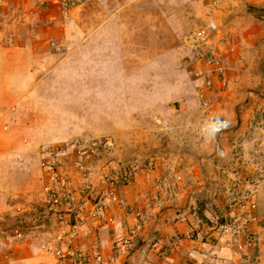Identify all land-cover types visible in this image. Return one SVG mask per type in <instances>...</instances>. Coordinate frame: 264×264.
I'll list each match as a JSON object with an SVG mask.
<instances>
[{"label":"rangeland","instance_id":"obj_1","mask_svg":"<svg viewBox=\"0 0 264 264\" xmlns=\"http://www.w3.org/2000/svg\"><path fill=\"white\" fill-rule=\"evenodd\" d=\"M149 7L140 4L135 10L138 19L131 21L128 15L114 18L116 11L127 12L120 0H8L0 4L2 42L40 47L32 55L18 54L22 64L4 71L8 90L1 118L0 149L5 153L0 156L7 164L0 163V264L18 263L4 254L13 251L16 242H22L24 251L42 252L56 244L60 230L69 233L62 212L52 209L42 195L46 179L41 163L48 155L64 160L60 170L71 180L74 192L86 198L87 207L96 204L114 177V136L87 135L56 144H49V139L54 138L51 134L59 126L70 125V113H92L95 105L103 112H97L96 117L80 116L77 121L91 123L96 119L104 129L114 128L124 119L123 101L128 96L135 98V104L144 100L149 109V114L134 117L132 145L138 139L144 144L171 139L184 145L181 159L186 161L178 159L175 148L163 171L172 186L192 188L183 198L196 213L199 237L213 240V246L214 241L227 244L220 226L233 221L243 227L238 235L241 243L248 235L257 236L254 246L238 254L233 244L224 245L231 247L233 256L240 255L237 264L264 254V0H181L176 5L177 15L174 13L176 37H167L179 50L155 66L143 65L145 59L158 54L146 51L149 41L159 39L150 36V24H154L158 9ZM170 11L175 10L172 7ZM128 26L136 31L133 35L123 31ZM204 28L209 30V39L198 45L194 37ZM79 29L89 34L80 35ZM31 64L37 66L29 69ZM94 77L95 82L88 80ZM37 79L38 85L34 84ZM16 88L28 89L39 117L20 114V105H15ZM43 113L48 114L50 137L34 139L18 130V124H26L31 116L44 123ZM217 116L231 120L232 126L215 133L212 125ZM93 138L106 141L94 152L88 144ZM82 140L87 142L80 153L78 141ZM139 149L118 172L127 166L155 168L154 162H149L151 151L144 149L140 155ZM140 156L144 159L141 166ZM81 157L94 180L102 176V188L95 181L94 189L83 193L76 185L80 180L75 162ZM107 167L108 174H101ZM164 181L156 179V186L161 189ZM156 204L162 206L160 201ZM109 227L108 235L112 231ZM213 232L218 239L213 238ZM72 245L64 243L67 264H71L74 253L82 251Z\"/></svg>","mask_w":264,"mask_h":264},{"label":"crops","instance_id":"obj_2","mask_svg":"<svg viewBox=\"0 0 264 264\" xmlns=\"http://www.w3.org/2000/svg\"><path fill=\"white\" fill-rule=\"evenodd\" d=\"M7 2L8 0H0V4H7ZM120 3L125 4L127 12L116 11L114 12V18L118 16L119 19L124 15H128V19L132 17V19H130L131 21L138 19V14L135 10L140 4L150 6V10L156 7L158 9V12L155 13L157 18H154V24H150L152 28L150 29V36H159V39L156 38V40L149 41L147 44L149 46L146 48V51L156 52L158 54L153 59H145L143 65H158L161 61L163 62L165 60L167 54L179 50L176 43H171L172 40L170 42L167 41V37H176L177 24L174 13L176 16V5L180 4L181 0H120ZM172 7L175 10L174 12L170 11ZM126 29V33L132 32L130 35L136 32L131 26L123 29V31ZM78 31L80 35L86 36L89 34L82 29ZM0 36L2 35L0 34ZM2 40L3 37H0V145L2 144L1 138L3 137L1 134V123L3 120L1 118L3 117V111H5L4 109L7 104L8 90L4 71H7V68L12 65L17 66L22 64L24 60L17 57L19 56L18 54L25 52L31 53L32 55L34 52L40 51L38 45L29 44L23 47V44H16L8 46V44H6V42L3 43ZM8 52L10 53L9 59ZM14 56L16 58H14ZM37 65L31 64L29 69ZM73 66L74 65H72V67ZM84 66L89 67L88 65H79L78 67ZM30 71L34 72L32 70ZM94 76L96 75L94 74ZM88 80H94L95 82L96 78L94 77ZM25 81L28 82L27 80ZM38 82L37 79L34 84L38 85ZM27 91L28 89H15V105L16 107L20 105L19 112L21 115L28 114L37 115V117H39L33 107V97L29 99V93ZM134 99V97L128 96L126 101H123L124 108H122V114L124 115V119L121 123L115 122L114 128L104 129L96 119L91 123L86 121L79 123L80 120L77 121V118L80 116L96 117L97 112H103L102 109H97V105H95L92 113L86 112L85 114L81 113L79 115L70 113V125L65 127L61 125L51 134L54 138L52 140L49 139V144L68 142L87 135L114 136L116 146L114 153L111 155L112 159H114V176L118 173V169H120L122 164L130 163L131 159L134 157L133 152L136 148H140V152H138L140 155H142V152H146L144 149H147L148 152L151 151L150 153L152 155L157 154L156 157L150 155V160L152 161H149L151 163L154 162L155 168H149L150 170H148L147 167V169L144 170L139 167L133 182L130 185L120 188L119 201L109 209L106 213L107 216L89 225H82L81 232L78 237L74 239L72 247H78L92 257L100 253L107 261L106 264H237L236 260H239L240 255L233 256L231 247L227 248L224 246L227 244H222L221 241L219 244L214 241L216 246H213L211 244L213 240L211 241L207 237L203 240L199 237L200 234L196 230L198 225L196 213L190 206L188 207L183 198L187 193L192 192V188L185 187L182 184H178V186L174 184V186H172L169 181V176L163 171L165 167L167 168L169 162H171L173 156L172 151H174L175 148H177L179 153L178 159L182 162L184 160L186 161V159H181L183 154L181 149L184 145H179L180 143H178V141L175 142L171 139L160 141L156 139L149 144H144V141H142L143 139H138L140 141L133 145L131 144L132 142L129 141L130 134L135 130L133 128L134 117L136 115L149 114V109H147L145 101H137L136 105ZM55 112L56 111H54V113ZM43 114L44 123L38 122V119V121L34 120L31 116L29 122L26 124H18V130H22L27 134L30 133L31 138L34 139L50 137L51 129H49L48 114ZM91 120L92 119H90V121ZM73 121L75 122L74 124H72ZM59 122H61V120ZM139 129V131H142V128L139 127ZM136 131L138 130L136 129ZM42 132L43 134H41ZM190 146L194 149L197 148V145L193 147L191 144ZM156 148L159 149L158 153H155ZM0 153L4 154L5 150L0 149ZM140 157L139 166L144 162V159H142L143 157ZM0 163H2V165L7 164V160L3 156H0ZM190 163H193L192 159ZM194 164L197 165L196 162ZM108 170L107 167L101 174H108ZM97 176L95 179V181H97V186L102 188L105 185V181H102L103 185H101L100 181L102 176ZM158 178L163 179V181L165 180L164 186L161 189L157 187L155 183ZM167 181L169 182L168 184H166ZM79 183L76 185H79ZM158 201L162 202V206L156 204ZM81 204H87L86 198L80 193L74 192L71 201L66 202L62 208L58 209L62 212L60 216L62 215L64 217V227L69 233L73 226L76 225L75 223L78 224L80 221L79 216L75 215V213ZM88 204L90 206L92 205L91 202ZM41 211L42 213L45 212L44 209ZM48 211L50 212L51 210L48 209ZM109 218H113V221H108ZM108 226H111L109 228L112 230L110 235L106 233V228ZM212 236L215 239L219 238L216 236L215 232H213ZM30 241L35 243L36 239H30ZM31 242H28V244ZM21 243L16 242L13 251L4 253L5 257L14 259L18 262L17 264H59L58 259L52 252L48 251L47 248L42 252H34L31 249L24 251V247L20 245ZM242 263L264 264V254L258 256L253 261L251 260L248 263L242 261Z\"/></svg>","mask_w":264,"mask_h":264},{"label":"built area","instance_id":"obj_3","mask_svg":"<svg viewBox=\"0 0 264 264\" xmlns=\"http://www.w3.org/2000/svg\"><path fill=\"white\" fill-rule=\"evenodd\" d=\"M210 33L207 28L199 30L195 35V42L198 45L206 42L209 39ZM232 126V121L222 117L217 116L213 119L212 130L215 133H220ZM81 146L85 144L87 141H78ZM106 141L103 139L93 138L90 141L89 149L94 152L98 147L105 144ZM53 155V156H52ZM64 160L60 157L50 154L41 163L42 170L45 175V185L43 187L42 195L45 198V201L51 205L52 209L58 210L60 205L69 202V199L72 198V194L74 193V187L71 180L66 177L61 172V167L65 166L63 163ZM134 168V169H133ZM139 169V167H131L127 166L120 170L116 176L111 178L108 181L105 190L100 193L98 196L97 202L91 208L87 207L85 204H81L77 208L78 216L80 217V221L78 224L74 225L70 233H66L64 230H60L57 235L55 242L56 244L50 246L48 251L52 252L56 258H58L60 264H67V253L64 249V243L69 242L72 243L75 238L78 237L81 232V227L84 224H91L92 222L100 220L103 215L107 212V210L113 206L115 203L119 201V192L120 188L124 185H129L133 181V174L136 172L135 170ZM75 170L77 173V177L80 180L79 189L81 192L85 193L86 191L91 192L94 189L95 180L92 177V172L86 162L81 158H79L75 162ZM251 207L255 208L256 204H252ZM254 220L257 219L256 216L253 217ZM110 222L113 221V218H109ZM221 232L227 236V244L234 245V252L236 254L240 253L244 248L254 246L257 242L256 235H248L246 240L241 243L238 240V235L243 232V227L240 224H236L233 221H227L220 226ZM70 234V235H69ZM107 261L101 254H98L94 257L85 253L83 251H78L73 254L71 258V264H106Z\"/></svg>","mask_w":264,"mask_h":264}]
</instances>
